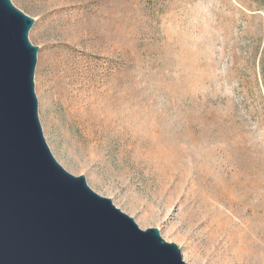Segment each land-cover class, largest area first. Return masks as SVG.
<instances>
[{
  "label": "rangeland",
  "instance_id": "obj_1",
  "mask_svg": "<svg viewBox=\"0 0 264 264\" xmlns=\"http://www.w3.org/2000/svg\"><path fill=\"white\" fill-rule=\"evenodd\" d=\"M44 135L188 264H264V0H12Z\"/></svg>",
  "mask_w": 264,
  "mask_h": 264
},
{
  "label": "water",
  "instance_id": "obj_2",
  "mask_svg": "<svg viewBox=\"0 0 264 264\" xmlns=\"http://www.w3.org/2000/svg\"><path fill=\"white\" fill-rule=\"evenodd\" d=\"M35 19L0 0V264H188L56 159L35 90Z\"/></svg>",
  "mask_w": 264,
  "mask_h": 264
}]
</instances>
